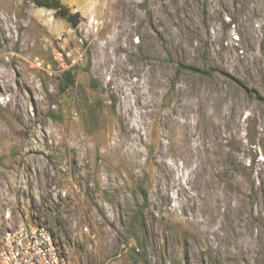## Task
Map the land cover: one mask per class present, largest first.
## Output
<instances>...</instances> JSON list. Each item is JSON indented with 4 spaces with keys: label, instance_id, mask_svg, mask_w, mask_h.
I'll use <instances>...</instances> for the list:
<instances>
[{
    "label": "rangeland",
    "instance_id": "obj_1",
    "mask_svg": "<svg viewBox=\"0 0 264 264\" xmlns=\"http://www.w3.org/2000/svg\"><path fill=\"white\" fill-rule=\"evenodd\" d=\"M60 1L75 18L0 0V235L41 225L67 264H264V0Z\"/></svg>",
    "mask_w": 264,
    "mask_h": 264
},
{
    "label": "built area",
    "instance_id": "obj_2",
    "mask_svg": "<svg viewBox=\"0 0 264 264\" xmlns=\"http://www.w3.org/2000/svg\"><path fill=\"white\" fill-rule=\"evenodd\" d=\"M0 264H67L43 226L20 222L0 235Z\"/></svg>",
    "mask_w": 264,
    "mask_h": 264
},
{
    "label": "trees",
    "instance_id": "obj_3",
    "mask_svg": "<svg viewBox=\"0 0 264 264\" xmlns=\"http://www.w3.org/2000/svg\"><path fill=\"white\" fill-rule=\"evenodd\" d=\"M32 3L36 6V7H41V8H45L48 10H54L55 14L57 16H60L61 18H65L68 20H71L73 18L76 17V15L78 14V12H71L69 7L62 3L60 0H31ZM177 71H182V70H188L190 72H194L200 75H205V76H209L211 74H214L217 70L214 67L208 66V67H198L195 65H191V64H186V63H182L179 62L177 64ZM73 79H72V75L68 72L65 71L64 72V80L62 82V89L65 90L67 89L71 83H72ZM239 85H241L243 87V84L240 81H236ZM246 90V87H243ZM250 92L253 90H249ZM134 220H137L138 226L140 228L143 227L144 221L142 218V210H138L136 212V214L134 215Z\"/></svg>",
    "mask_w": 264,
    "mask_h": 264
},
{
    "label": "water",
    "instance_id": "obj_4",
    "mask_svg": "<svg viewBox=\"0 0 264 264\" xmlns=\"http://www.w3.org/2000/svg\"><path fill=\"white\" fill-rule=\"evenodd\" d=\"M75 24H73V26H74Z\"/></svg>",
    "mask_w": 264,
    "mask_h": 264
}]
</instances>
